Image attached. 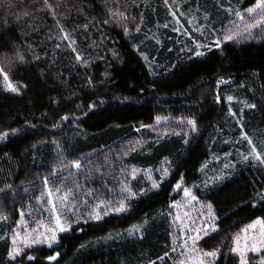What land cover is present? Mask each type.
I'll return each instance as SVG.
<instances>
[{"label": "trees", "instance_id": "1", "mask_svg": "<svg viewBox=\"0 0 264 264\" xmlns=\"http://www.w3.org/2000/svg\"><path fill=\"white\" fill-rule=\"evenodd\" d=\"M255 2L48 0L54 17L44 0H0V66L17 89L0 76V264H175V188L197 183L215 214L204 247L239 264L228 241L264 221L251 153L264 155V26L226 35ZM161 118L196 127L152 132ZM57 216L70 230L53 242Z\"/></svg>", "mask_w": 264, "mask_h": 264}, {"label": "rangeland", "instance_id": "2", "mask_svg": "<svg viewBox=\"0 0 264 264\" xmlns=\"http://www.w3.org/2000/svg\"><path fill=\"white\" fill-rule=\"evenodd\" d=\"M241 16H243V20H241ZM238 17L233 24L232 30L229 28L227 31V34L230 33L233 39H240L247 34L248 36H254V30L264 26V23H261L249 28V23H254L258 15H250L247 9L241 12ZM191 129L192 125L187 121L179 122L161 118L152 127V132L162 134L165 132L190 131ZM147 179L152 180L150 174L147 175ZM179 185L180 188L176 187L175 192H181L180 199L171 206L174 232L178 242L177 254L171 258L172 262L176 258L175 264H195L198 259H202L205 264H215L222 250H207L204 247L207 237L215 231V214L212 207L202 201L198 195V190L202 188V184L197 183L191 187H184L182 184ZM184 189H187L191 193V196H185ZM192 196L195 199H192ZM256 221L262 220L258 219ZM256 221L248 224L239 233L233 235L227 243V254L238 258L239 264H241L240 253H243L244 259L248 264L254 256L260 257L264 251V248L259 252L249 250L253 241L259 247L260 240L264 239V224L255 223ZM54 225L56 226V223ZM249 225H254V227L249 228ZM17 237L21 238L20 235ZM237 238H239L238 243ZM237 248H239V252L234 251ZM213 251L217 253L215 257L203 255L204 252ZM259 264H264V256L259 258Z\"/></svg>", "mask_w": 264, "mask_h": 264}, {"label": "snow or ice", "instance_id": "3", "mask_svg": "<svg viewBox=\"0 0 264 264\" xmlns=\"http://www.w3.org/2000/svg\"><path fill=\"white\" fill-rule=\"evenodd\" d=\"M165 3L167 4V3H168V0H165ZM44 5H45L46 8H48V9L52 12L53 16L55 17V9H54V6H53L52 4H49V3H48V0H44ZM9 6L11 7L12 5L10 4ZM247 12H248L250 15H251V14H256V15L260 16V19L255 20L254 23H249V25H248L249 28H252V27H254V26L258 25V24L264 23V0H256L254 7H249V8H247ZM172 14H173V16H175V12H173ZM23 15H27V13L25 12V13H23ZM112 15H113V16L119 15L120 17H122V18L125 19V20L128 19L126 16H124V13H123V12L112 13ZM17 18L19 19V16H18ZM240 18H241V20H243V16H241ZM104 23H108V21H104ZM61 31H63L62 28H61ZM127 31H128V29H127V27L125 26V33H127ZM136 31H139V28H138V27L136 28ZM64 39H68L67 34H65ZM226 39L231 40V39H233V37H232V35H228V36L226 37ZM73 43H74V42H73ZM217 45H219V41H217ZM196 47L199 48L200 45L197 44ZM73 51H75V49H73ZM196 55L199 56V55H202V53L199 52V51H197V52H196ZM76 58H77L78 60L81 59V57L79 56V54H77V57H76ZM17 59H18L20 62H23V61H24L23 56H19V55H18V56H17ZM145 59H147V58L145 57ZM0 76L3 77V80H4V82H5V86H6V88H7L8 90H10V91H12V92H16V91H17V89L12 85V83H11V81H10V79H9L8 74L4 71L3 66H0ZM229 99H231V98L229 97ZM252 107H254V105H253ZM63 119L66 120L67 117H63ZM188 123H190V124L193 126V129H195L196 124H195V121H194V120H193V121H188ZM7 135H8V133H3V136H0V139H2L4 136H7ZM245 139H247V137H245ZM248 143H249V144H252V141L249 140ZM251 153H252V155L254 156V158H255L256 160H259L261 163H264V155H262L261 153L257 152L255 146L252 147V149H251ZM247 158H248V157H245V159H247ZM75 167L78 169V168L80 167V165H79V164H76ZM164 174H165V175L167 174V171H166V170H164ZM45 183H47V180H45ZM156 186H157V185L154 183V184H153V187H156ZM177 188H180V185H179V184L177 185ZM48 195H49V197L52 196V192H51V190L49 191ZM133 195H134V194H133ZM184 195H185V196H191V193H190L187 189H184ZM68 198H69V193H66L63 197H61V199H62V200H65V201H67ZM191 198H192V199H195L194 196H192ZM53 207H55V206H53ZM125 210H126V207H125L124 203H123V202H120V203L118 204V207L116 208V211H117V212H121V211H125ZM105 214H106V213H105ZM21 215H23V213H21ZM96 218H99V214H97V217H96ZM3 219L6 220L7 217L5 216V217H3ZM255 223H258V224H264V221H256ZM248 227L251 228V227H254V225H249ZM57 230H58L59 232H66V231H69V230H70V227H69V226H65V225H62V224H61V221H60V217H59V216L56 217V227H55V228H49V229H47V231L50 232L51 235L48 236V237H46V239H47V240H50V241H53V242L56 241V238H57V236H56ZM34 231H35V230H34ZM245 231H246V230H245ZM238 239H239V238H237V243H238ZM33 242H34V243H41L42 241H41V240L39 239V237L37 236V237H34V238H33ZM12 243H13L14 247L12 248V251L9 253V256H10L11 259L15 260L17 256L21 255V252H20V250H18V249L15 247V245H16V239H13ZM259 243H260V246L257 247L256 242L253 241V243H252V245H251V247H250L249 250H253V251H256V252L261 251V249L264 248V239H261ZM26 246L31 247V244H26ZM48 246L51 247V243H49ZM234 251L239 252V248L234 249ZM203 255H204V256L215 257V256L217 255V253H216L215 251H213V252H204ZM240 255H241V264H247V261L244 259V255H243V253H240ZM50 258H51V259H55L56 257L53 256V257H50ZM27 259H28L29 261H32V260L35 259V257L32 256V255H28V256H27ZM195 264H205V262H204L202 259H198V260L195 262Z\"/></svg>", "mask_w": 264, "mask_h": 264}]
</instances>
